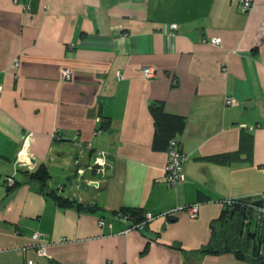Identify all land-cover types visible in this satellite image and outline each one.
Instances as JSON below:
<instances>
[{"label":"crops","instance_id":"obj_1","mask_svg":"<svg viewBox=\"0 0 264 264\" xmlns=\"http://www.w3.org/2000/svg\"><path fill=\"white\" fill-rule=\"evenodd\" d=\"M239 1L0 0V264H256L252 244L244 257L205 250L213 225L231 222L225 199L264 193V0L249 14ZM148 66L157 76L147 80ZM165 115L185 122L168 139ZM30 133L33 171L49 170L44 188L16 166ZM171 138L187 155L176 189L166 182ZM95 149L108 152L106 181L78 186L79 169L95 178ZM196 203L197 218L161 214L128 233L119 221L98 225L120 209Z\"/></svg>","mask_w":264,"mask_h":264},{"label":"built area","instance_id":"obj_2","mask_svg":"<svg viewBox=\"0 0 264 264\" xmlns=\"http://www.w3.org/2000/svg\"><path fill=\"white\" fill-rule=\"evenodd\" d=\"M18 2V0H15ZM240 9L244 14H249V10L253 7L255 0H240ZM23 6L25 9H29V6L24 3ZM170 27L172 28H177L178 26L176 24H170ZM222 41L221 37H216L213 39V43L220 44ZM18 65V62L16 63ZM142 73H144V77L148 79H153L157 76V69L153 66H148L144 67ZM63 77L66 79H71L72 78V71L67 68V70L63 71ZM232 103V98H227L226 104L230 105ZM246 126L245 124L242 125ZM255 128V125L250 127V130H253ZM31 133L24 135V140L22 142L21 146V151L18 154L17 161H16V166L18 167H23L26 168L30 171L35 170L36 165L34 159H32L31 155L29 154V145H30V140H31ZM84 149L86 150H92V146L90 144H84L82 145ZM94 158L91 161L90 165L88 168L94 171L95 173V178L93 179H85L82 178L85 169H79L77 172V184L78 186H81V181L84 179L86 180L87 184L89 186H92L96 189L102 188L103 184L105 183L106 179V173L107 169L109 166V160H108V152L105 150H94ZM167 153H168V159H167V167H166V182L168 186L176 189L177 186L181 183H183L186 180V175H185V163L187 160V155L182 152L181 144L179 141H177L175 138L169 140V144L167 147ZM82 156V155H81ZM80 163V159H76V164L78 165ZM16 177L14 175H6L4 178V185L7 189H10L14 187L16 184ZM62 186H59V190L61 191ZM224 202L228 205H235V204H240L241 206L248 207L250 210L253 211V216L247 217L246 218V224L247 223H253L257 226H262L264 224V205L262 202H264V193L261 194V197L259 198H228L225 199ZM178 211H187V213L190 215L191 218H197L200 209H199V204H190L188 206H182V205H177V207L172 208L170 210H166V212L163 213H152V212H145L144 215L145 217L143 218L142 221L136 220L137 217H135L132 213H125L122 210L118 212L116 215V218L114 219H106L105 217H101L98 219V225L102 228H107V229H113L114 224L116 221L122 222L127 225L125 229H122L120 232L122 233H128L131 231L133 228L134 229H143L148 222L154 220V218L160 216L165 217H174ZM136 218V219H135ZM33 238L35 240H45L44 239V234L42 232H37L33 235ZM46 243H40L38 246V254L39 256H47V251L45 250ZM261 253H264V247H262ZM28 264H37L35 263L32 259H30Z\"/></svg>","mask_w":264,"mask_h":264},{"label":"trees","instance_id":"obj_3","mask_svg":"<svg viewBox=\"0 0 264 264\" xmlns=\"http://www.w3.org/2000/svg\"><path fill=\"white\" fill-rule=\"evenodd\" d=\"M161 125L159 130H161V136H166V139L169 138L170 135L174 134L176 131H181L185 125V122L182 118L177 117L171 118L169 116H163L161 118ZM172 139V138H171ZM170 140V139H169ZM168 140V144H169ZM30 179L38 181L41 183V187L47 186L49 180V170H47L45 165H41L37 167L36 171L30 172ZM17 182V181H16ZM15 182V183H16ZM58 202V204L62 205H74L77 204V200L73 199L70 201L68 198H64L62 196H58V194L50 192ZM79 208H84V204L78 203ZM95 206H86L85 209L89 211H93ZM229 208L225 210L224 217L221 219L223 222L225 221V216L231 222L228 223L224 222L219 224L217 221L213 225V232H214V243L209 245L205 248L208 252L221 251V250H237V253L240 254L241 257L245 255L242 254L243 252H248L249 246L251 245V260L256 264H264V253H261L262 247H264V224L262 226L255 225L253 228H249L253 226V223H245L247 217L253 216V211L250 210L248 207L241 206L240 204H235L228 206ZM125 213H132L136 220L142 221L145 217L144 211L140 210H125L120 209ZM119 210V211H120ZM118 214V212H115ZM227 221V220H226ZM247 228V230H245Z\"/></svg>","mask_w":264,"mask_h":264},{"label":"rangeland","instance_id":"obj_4","mask_svg":"<svg viewBox=\"0 0 264 264\" xmlns=\"http://www.w3.org/2000/svg\"><path fill=\"white\" fill-rule=\"evenodd\" d=\"M254 226H255V224H253V226H250L249 228H253ZM245 230H247V228Z\"/></svg>","mask_w":264,"mask_h":264}]
</instances>
